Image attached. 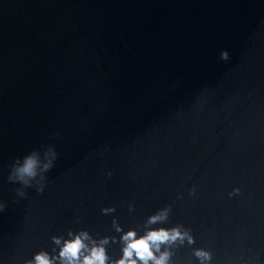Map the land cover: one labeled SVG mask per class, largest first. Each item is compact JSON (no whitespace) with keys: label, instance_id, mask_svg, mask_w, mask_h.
<instances>
[{"label":"water","instance_id":"95a60500","mask_svg":"<svg viewBox=\"0 0 264 264\" xmlns=\"http://www.w3.org/2000/svg\"><path fill=\"white\" fill-rule=\"evenodd\" d=\"M42 145L20 198L11 165ZM0 200V264L168 207L154 227L194 240L170 264H264V0H0Z\"/></svg>","mask_w":264,"mask_h":264},{"label":"clouds","instance_id":"9594fccd","mask_svg":"<svg viewBox=\"0 0 264 264\" xmlns=\"http://www.w3.org/2000/svg\"><path fill=\"white\" fill-rule=\"evenodd\" d=\"M222 59H227V53H222ZM58 153L54 146H41V149H34L22 158H17L11 165L7 180L12 184H19L15 189L16 195L26 198V189L35 188L42 193L45 188V181L48 173L55 165ZM239 194L240 189H234ZM190 195L195 194V188L189 190ZM231 195V194H230ZM8 207L7 203L0 200V212ZM131 210V205H130ZM114 208L102 209L105 214L114 212ZM171 208H164L149 216L144 223L146 231L138 234L135 229L124 231L114 219L112 221L116 232L120 233L119 239L105 236L95 239L87 230L67 232V238L63 235L52 236L51 240L55 247L52 249L54 255L48 251L40 250L34 254L32 259L26 260L25 264H170L174 255L170 249L179 241L180 244L187 239L194 243L190 230L183 229L182 225L175 227H154L166 224ZM110 243H119L121 256L113 259L108 255L107 246ZM162 247L165 248L162 251ZM58 249V252H57ZM201 261V264L210 262L211 252L204 249H197L194 253Z\"/></svg>","mask_w":264,"mask_h":264}]
</instances>
